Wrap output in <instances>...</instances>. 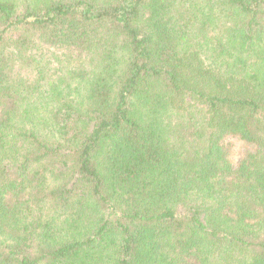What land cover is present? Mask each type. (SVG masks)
<instances>
[{
    "label": "trees",
    "instance_id": "obj_1",
    "mask_svg": "<svg viewBox=\"0 0 264 264\" xmlns=\"http://www.w3.org/2000/svg\"><path fill=\"white\" fill-rule=\"evenodd\" d=\"M0 264H264V0H0Z\"/></svg>",
    "mask_w": 264,
    "mask_h": 264
},
{
    "label": "rangeland",
    "instance_id": "obj_2",
    "mask_svg": "<svg viewBox=\"0 0 264 264\" xmlns=\"http://www.w3.org/2000/svg\"><path fill=\"white\" fill-rule=\"evenodd\" d=\"M231 141H233V142H234V148H233V152H234V154L236 155V154H237V152H238V149H239V142H238V141H236V140H234V139H232Z\"/></svg>",
    "mask_w": 264,
    "mask_h": 264
}]
</instances>
